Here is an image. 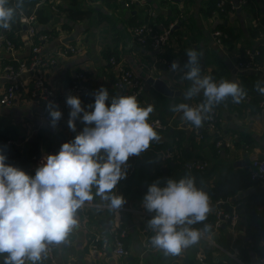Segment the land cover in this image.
Masks as SVG:
<instances>
[{
  "label": "crops",
  "instance_id": "obj_1",
  "mask_svg": "<svg viewBox=\"0 0 264 264\" xmlns=\"http://www.w3.org/2000/svg\"><path fill=\"white\" fill-rule=\"evenodd\" d=\"M37 1L35 10L44 8L50 16L48 22L38 24L50 35L44 54L56 60L48 68L46 77L49 85L59 94L64 111H71L66 104V97L69 95L73 76L79 71L86 74L91 90L88 96L81 98L86 110H94L87 106L94 104L93 93L101 87L106 88L110 94L106 101L108 106H111L112 96H123L114 85L116 72L110 60L115 58L131 69L138 79L145 81L146 87L137 101L141 107H153L149 117H159L171 122L166 131H157L160 139L153 142L147 152L131 156L136 164L134 174L120 180L113 190L125 198L126 203L122 208L140 207L148 187L156 182H159L160 187L166 186V181L171 179L174 170L180 172L177 180L185 176L182 167L162 158L166 144L183 148L188 159L199 158L209 163L204 172H188V175L195 178L197 187L208 194L210 188L218 183L235 179L242 171H249L253 156L264 159V111L259 105L257 109L250 107L251 95H247L250 97L248 102L234 104L230 101L221 104L220 129L232 146L224 145L219 153L215 145L216 137L205 131L204 123L203 127L196 128L182 120V114L174 113L169 108L170 105L185 102L196 106L198 102H202V94L192 101L181 97H166L159 94L147 81L151 76L171 81L173 86L184 92L189 87L188 81L182 80L180 74L171 73L170 67L164 63L157 64L155 69L152 64L162 57L171 64L179 61L183 66L188 59L186 50L192 48L203 53L200 58L202 74H216V81H236L243 88L249 82V85L254 86L264 75L242 73L237 70L236 62L244 56L247 49L253 48L261 51L259 60L264 66L262 0H251L250 4L247 3L238 10L227 8L225 11L218 9V0H138L131 8H125L117 0H44L41 6L39 3L43 0ZM175 20L179 23L173 30L171 44L162 53L139 45L132 34V29L143 23L160 26L169 25ZM215 30L226 35L222 46L213 37ZM0 34L9 36L15 42L18 58H28L31 55L27 30H12L10 27L8 30H0ZM229 37L228 44L225 40ZM68 46L79 47L81 52L59 54L61 49ZM11 58V54L0 50V95L6 87L3 67ZM47 112V108L38 100L30 98L27 92L19 94L12 106H0V148H3L7 156L6 164L18 167L33 177L36 174L32 169L34 155L43 152L58 154L61 146L74 140L85 127L77 119L76 132H72L68 124L53 128L43 119ZM180 135L182 141H179ZM10 140L17 144H9ZM248 159L249 164L246 163ZM252 181V185L239 190L231 198L232 203L239 207L240 213L234 233L231 228L224 226L213 235L222 249L201 240L179 256H166L163 250L155 248L145 251V225L138 216L122 209H95L85 223L83 219H77L78 226L71 231L66 242L53 244L55 264H199L198 252L204 254L206 264H259V259L264 257V211H259L264 206V182ZM209 197L212 211L206 220L207 224L213 219L216 202L210 194ZM94 199L107 206V202L99 197ZM121 229L126 230L124 244L129 252L127 258L110 254L100 257L89 252L88 245L94 233L107 234L111 230ZM3 260L4 257L0 256V262L3 263Z\"/></svg>",
  "mask_w": 264,
  "mask_h": 264
},
{
  "label": "clouds",
  "instance_id": "obj_2",
  "mask_svg": "<svg viewBox=\"0 0 264 264\" xmlns=\"http://www.w3.org/2000/svg\"><path fill=\"white\" fill-rule=\"evenodd\" d=\"M24 0H0V30H8ZM187 62L181 66L173 61L169 71L180 74L189 82L185 100L192 101L202 94L197 106L189 103L170 105V111L180 113L181 119L196 128L218 105L231 98L239 104L247 91L236 81L216 82L211 75L202 74L200 58L203 53L186 50ZM172 90V82H166ZM255 90L264 96V81H257ZM94 104L86 110L81 99L68 95L66 104L71 109L68 128L76 132V120L85 127L74 140L64 143L58 154L46 155L30 176L22 169L6 164L7 156L0 150V256L3 264H39L50 245L66 242L78 226L77 211L95 197L107 202L110 211H119L126 200L113 190L126 178L123 170L131 156L147 152L159 141L157 131L148 122L153 107H141L135 96H112L101 87L93 93ZM51 127L62 118L58 105H47ZM81 114L82 117H81ZM95 188V192H93ZM142 205L154 213L147 228L154 232L152 247L163 250L166 256H179L183 250L198 244L211 225L204 223L212 208L207 192L196 185L195 178L186 174L180 179H168L166 186L159 182L148 187Z\"/></svg>",
  "mask_w": 264,
  "mask_h": 264
},
{
  "label": "built area",
  "instance_id": "obj_3",
  "mask_svg": "<svg viewBox=\"0 0 264 264\" xmlns=\"http://www.w3.org/2000/svg\"><path fill=\"white\" fill-rule=\"evenodd\" d=\"M117 1L123 4L125 8H131L138 0ZM247 2L248 0H218L217 7L220 11H225L227 8H230L231 10H238L245 6ZM262 2L264 3V0H262ZM43 4L44 0L39 3V6ZM20 23L27 26V34L31 45V55L28 58H18L16 55L17 47L15 42L9 36L0 34V50L6 54L12 55V58L7 63H5L3 67V77L6 81V87L4 93L0 95V106H12L17 100L19 94L27 92L30 98L38 100L46 108L49 102H54L56 105H58V110L62 112V118L55 128H60L64 124H67L70 113H67L63 110L59 94L53 87L49 85L47 81V70L56 63L54 58H48L44 54V48L45 45L50 41V35L47 32H39V28L37 27V19L34 14L31 16H22L20 18ZM178 23V20H175L169 25L160 26L151 23H143L134 27L132 29V34L139 45L150 47L155 52L162 53L170 46L173 30ZM225 36L226 35L220 30H215L213 32V37L219 46H222L223 38ZM80 52L81 48L68 46L61 49L59 54L70 55L79 54ZM260 57L261 51L259 49H247L244 52V56L236 62L237 70L242 73L250 72L264 75V66L260 63ZM110 63L116 72V80L114 82L116 89L123 96H135L138 99L143 94V91L146 87L145 81L138 79L131 69L125 67L122 62L117 61L115 58H111ZM162 63L168 67H171L170 62L164 60L162 57H159L156 59L155 63L152 64L153 69L156 68L157 64ZM90 92L91 90L89 80L86 77V74L83 71L75 73L69 87V95L77 96L81 99L88 96ZM228 101H231V98H229L226 102ZM248 101H250L249 96L244 99V102ZM199 103L201 102H198L197 105ZM220 106L221 104L215 107L213 112L210 114V118L204 122L205 131L213 134L216 137L215 145L219 153L221 152L224 145L227 147L232 146V144L224 138L220 129L222 122ZM259 106L264 111V96H261ZM43 119L50 125L48 112L44 115ZM148 122L156 131H166L171 126L170 121H165L159 117H149ZM8 143L11 145L17 144L12 140L8 141ZM47 154L51 155L50 152H43L32 157L33 170L41 165L44 157ZM162 158L165 161H172L176 163L188 172H204L209 167V163L203 159H188L183 148L181 147L166 148L162 152ZM123 170L127 173L126 178L132 176L136 170L135 162L128 160L127 164L123 166ZM249 172L252 180H260L264 182V159L253 156ZM95 209H108V207L99 204L94 199L92 202H86L85 205L77 211L76 218L83 219V222L85 223L89 219L91 211ZM121 209L132 212L140 218L141 222H143L145 225L144 231L146 234V240L143 243V247L145 251L152 250L154 247H152L150 244V238L152 235H154V232L150 231L146 225L147 222L153 218L154 213H149L146 211L143 205L135 209ZM259 211L263 212L264 206H261ZM212 214L213 219L208 223L211 225V231L203 233L201 240L207 242L215 248L222 249L221 246L213 239V235L224 226L231 228L232 232L234 233V229L240 220L239 207L233 204L229 198L219 199L215 202V209ZM196 228L202 229L203 227ZM125 235V229L111 230L107 234L94 233L88 245L89 252L92 255L100 257H105L110 254L118 258H127L129 252L124 244ZM188 249L189 248L183 250L182 253H185ZM197 259L199 264H206L203 253L198 252ZM41 261L42 264H55L56 255L53 245L49 246ZM0 264L3 263L0 262ZM123 264L131 263L124 262ZM259 264H264V257L259 259Z\"/></svg>",
  "mask_w": 264,
  "mask_h": 264
},
{
  "label": "trees",
  "instance_id": "obj_4",
  "mask_svg": "<svg viewBox=\"0 0 264 264\" xmlns=\"http://www.w3.org/2000/svg\"><path fill=\"white\" fill-rule=\"evenodd\" d=\"M10 3L14 4L15 2L13 0H10ZM37 3H38L37 0H24L23 9L17 13V16H16L14 22L11 24L12 30H18V31L23 30V24L20 23V18L22 16H31L34 14L36 16V19H37V27L39 28V32L40 33H43V32L48 33L47 30H44V28L40 27L38 24H44V23L48 22L50 19V16H49L47 10L44 8L43 9L38 8L35 10ZM247 3L250 4L251 0H248ZM213 9H214V7L211 8V10H213ZM73 14H71V15H73ZM181 23H184V22L181 21ZM263 25H264V20L261 23V27H263ZM225 41H226V43L229 44L230 37H229V39H226ZM167 57H169V59H171L170 55L169 56L167 55ZM212 77L215 80L216 74L212 75ZM261 79H262L261 81H264V78H261ZM249 84H250V82H249ZM249 84H248V86L244 87V89L247 91L248 95L252 96V102L250 104V107L257 109L259 102L261 100V95L255 90V84H254V86L253 85L251 86ZM228 102H230V101H228ZM182 140H183L182 135H180L179 141H182ZM178 144L181 145L180 142H178ZM168 147H171V145L166 144V148H168ZM0 150L3 151V148H0ZM129 160L133 161L131 157H129ZM186 174H188L187 170H185V175ZM253 182L254 181H252L251 177H250V172L249 171H242V174H239L235 179L230 178L227 180V182L222 181V182L218 183L217 185L211 187L209 190V194L212 196V198L215 199V201H217L219 199H228V198L231 199L235 195V193H237L241 189H245L246 187L252 185ZM231 202H232V200H231ZM261 203H262V201L259 202V205ZM204 224H207V222L205 221L204 223L197 224L195 226L196 227H204Z\"/></svg>",
  "mask_w": 264,
  "mask_h": 264
},
{
  "label": "water",
  "instance_id": "obj_5",
  "mask_svg": "<svg viewBox=\"0 0 264 264\" xmlns=\"http://www.w3.org/2000/svg\"><path fill=\"white\" fill-rule=\"evenodd\" d=\"M24 30H27V26H23ZM148 83L159 93L162 94L163 96L166 97H181L184 98V95L181 90H179L178 88H176L175 86L172 85V90H170L167 86H166V80L164 79H154L153 77L148 78ZM190 106H192L191 103H189ZM246 163H250V160L248 159L246 161Z\"/></svg>",
  "mask_w": 264,
  "mask_h": 264
},
{
  "label": "rangeland",
  "instance_id": "obj_6",
  "mask_svg": "<svg viewBox=\"0 0 264 264\" xmlns=\"http://www.w3.org/2000/svg\"><path fill=\"white\" fill-rule=\"evenodd\" d=\"M180 177V172L179 170H174L172 173H171V179H177Z\"/></svg>",
  "mask_w": 264,
  "mask_h": 264
}]
</instances>
